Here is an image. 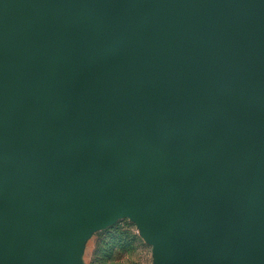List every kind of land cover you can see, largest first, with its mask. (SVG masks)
<instances>
[{
    "label": "water",
    "instance_id": "1",
    "mask_svg": "<svg viewBox=\"0 0 264 264\" xmlns=\"http://www.w3.org/2000/svg\"><path fill=\"white\" fill-rule=\"evenodd\" d=\"M23 2L0 264H67L121 216L161 264H264V0Z\"/></svg>",
    "mask_w": 264,
    "mask_h": 264
},
{
    "label": "rangeland",
    "instance_id": "2",
    "mask_svg": "<svg viewBox=\"0 0 264 264\" xmlns=\"http://www.w3.org/2000/svg\"><path fill=\"white\" fill-rule=\"evenodd\" d=\"M135 218L121 216L97 228L73 255H64L67 264H161L156 246L141 238Z\"/></svg>",
    "mask_w": 264,
    "mask_h": 264
},
{
    "label": "crops",
    "instance_id": "3",
    "mask_svg": "<svg viewBox=\"0 0 264 264\" xmlns=\"http://www.w3.org/2000/svg\"><path fill=\"white\" fill-rule=\"evenodd\" d=\"M32 7L25 6L23 0H0V62L17 56L19 51L18 41L23 37L24 20L26 14H32ZM70 29L77 27L73 22H67ZM142 239L148 240L145 224L135 222ZM96 230V229H95ZM91 230L89 235L95 232ZM152 246H155L150 242ZM159 252V250H158ZM160 257V254H158ZM185 264H204L200 260H186ZM235 264V263H233Z\"/></svg>",
    "mask_w": 264,
    "mask_h": 264
}]
</instances>
